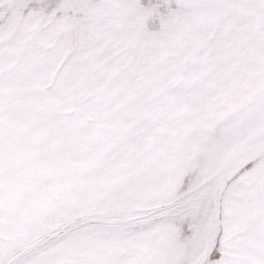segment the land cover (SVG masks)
Returning a JSON list of instances; mask_svg holds the SVG:
<instances>
[{
    "label": "snow or ice",
    "instance_id": "obj_1",
    "mask_svg": "<svg viewBox=\"0 0 264 264\" xmlns=\"http://www.w3.org/2000/svg\"><path fill=\"white\" fill-rule=\"evenodd\" d=\"M0 264H264V0H0Z\"/></svg>",
    "mask_w": 264,
    "mask_h": 264
}]
</instances>
